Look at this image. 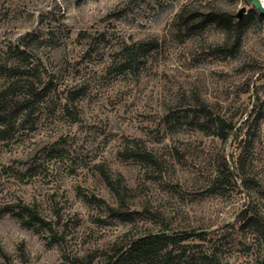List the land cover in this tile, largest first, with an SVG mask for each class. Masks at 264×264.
Here are the masks:
<instances>
[{
	"label": "rangeland",
	"instance_id": "rangeland-1",
	"mask_svg": "<svg viewBox=\"0 0 264 264\" xmlns=\"http://www.w3.org/2000/svg\"><path fill=\"white\" fill-rule=\"evenodd\" d=\"M243 6L250 15L247 0H0V85L31 41L19 80L50 87L0 138V264H110L136 237L194 230L207 238L126 264H207L211 251L264 264V20L248 19L233 52L224 27L198 22ZM140 41L152 46L123 68ZM219 119L235 125L227 141ZM222 153L234 186L218 180ZM249 202L258 224L230 226ZM20 203L44 222L22 224Z\"/></svg>",
	"mask_w": 264,
	"mask_h": 264
},
{
	"label": "trees",
	"instance_id": "trees-1",
	"mask_svg": "<svg viewBox=\"0 0 264 264\" xmlns=\"http://www.w3.org/2000/svg\"><path fill=\"white\" fill-rule=\"evenodd\" d=\"M195 15V13H194ZM254 16L260 21L264 20V15L261 14L256 8L251 7L250 15H243L242 18L236 19L233 14L212 11L205 17L199 19L201 25L207 21L215 22L218 26H222L228 33L227 45L228 50L233 52L241 44L242 36L248 19ZM194 24V23H193ZM34 42H39L37 36H34ZM34 43L31 41H23L17 46L19 58L8 61L4 65L6 72L5 81L0 85V138H5L7 129L10 128L13 120L22 115L28 118L34 111L35 103L42 100L49 91V84L44 87H37L36 81H30L27 85H23L19 78L22 75L19 73L20 60L30 61L34 57ZM152 45L149 42L140 41L126 45L123 51V57L120 64L123 68L130 67L132 63L138 60L139 51L142 49L150 48ZM230 46V47H229ZM19 62V63H18ZM67 107V106H66ZM252 116V115H250ZM249 118V116H248ZM235 125L224 119H219L216 129L219 131V136L227 141L230 133L233 134ZM240 128V127H239ZM239 128L236 129L235 135L238 134ZM218 180L227 185L234 186L237 184L236 173L232 165H230L226 154L222 153L218 157ZM112 213L121 218H129V212H123L115 207H110ZM257 207L249 202L247 207L242 209L239 213L237 221L230 226L238 225V228L255 226L258 224L259 217L256 212ZM9 210V209H8ZM22 219V224L26 226H34L37 223H43L44 218L38 213L35 207L28 203H20L17 211H12ZM208 232L205 230L200 231H184V232H162V233H149L136 237L127 247L121 248L114 261L110 264H126L131 261L143 260L147 258L159 257V252L170 245L180 244L189 240L191 237L199 239H206ZM204 258L207 264H222L217 251L205 253ZM163 264H170L166 259Z\"/></svg>",
	"mask_w": 264,
	"mask_h": 264
},
{
	"label": "water",
	"instance_id": "water-1",
	"mask_svg": "<svg viewBox=\"0 0 264 264\" xmlns=\"http://www.w3.org/2000/svg\"><path fill=\"white\" fill-rule=\"evenodd\" d=\"M252 7L256 8L261 14L264 15V2L262 0H247ZM246 13V6L241 7L236 13V18L240 19Z\"/></svg>",
	"mask_w": 264,
	"mask_h": 264
},
{
	"label": "bare ground",
	"instance_id": "bare-ground-1",
	"mask_svg": "<svg viewBox=\"0 0 264 264\" xmlns=\"http://www.w3.org/2000/svg\"><path fill=\"white\" fill-rule=\"evenodd\" d=\"M263 1V0H262ZM264 2V1H263Z\"/></svg>",
	"mask_w": 264,
	"mask_h": 264
}]
</instances>
